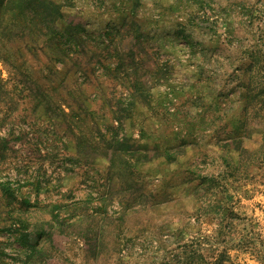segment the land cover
Instances as JSON below:
<instances>
[{
	"label": "rangeland",
	"instance_id": "1",
	"mask_svg": "<svg viewBox=\"0 0 264 264\" xmlns=\"http://www.w3.org/2000/svg\"><path fill=\"white\" fill-rule=\"evenodd\" d=\"M0 264H264V0H0Z\"/></svg>",
	"mask_w": 264,
	"mask_h": 264
}]
</instances>
